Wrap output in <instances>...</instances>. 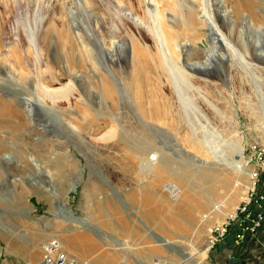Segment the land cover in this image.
<instances>
[{"label":"rangeland","instance_id":"1","mask_svg":"<svg viewBox=\"0 0 264 264\" xmlns=\"http://www.w3.org/2000/svg\"><path fill=\"white\" fill-rule=\"evenodd\" d=\"M261 2L263 24L226 0H0V98L20 114L0 115V264H41L56 240L66 264H216L207 239L246 194L251 148L264 149ZM143 59L172 106L162 122L131 93ZM45 86L55 95L39 102ZM111 127L115 142L99 141ZM159 166L208 201L198 229L166 222L180 205L170 184L188 190L178 180L145 202ZM225 178L232 200L208 196ZM262 248L246 264H264Z\"/></svg>","mask_w":264,"mask_h":264},{"label":"bare ground","instance_id":"2","mask_svg":"<svg viewBox=\"0 0 264 264\" xmlns=\"http://www.w3.org/2000/svg\"><path fill=\"white\" fill-rule=\"evenodd\" d=\"M261 1L262 0H226V2H229V4L231 3V7L233 8V11L238 16L248 14L250 16V18L252 19V21H256L259 24H263V21H262L261 15H260L261 13L259 14V12H261V9H262V8H260V5H262ZM163 35H164V36H162L163 45L166 48H168L167 50L171 55H173V56L176 55L177 54V48H178L177 44H176V35L171 31H165V30L163 32ZM224 47H225V44H224ZM135 51H136V56L138 58H142L143 55L140 53L142 50L135 49ZM152 57H153V55H152ZM147 58H149V57H147ZM146 61H147V63H149L148 60H146ZM143 62H144V59H143ZM154 62H156V67L158 69H160V70L164 69V64H163L162 59L160 57H155ZM148 68H149V66L147 64H145V62L143 64V66H141V68L139 66L138 71L136 73V76L133 79L134 83L130 87L131 93H132L133 97L135 98V101L138 104L139 108L141 109V111L145 115L151 117L152 119H155L157 122L158 121L162 122L163 119L170 114L169 111L172 108V106H171L170 102L167 101V99L165 97H162V96L158 97L157 96L159 94L158 88L151 85L149 83V79L144 77V74L146 73ZM204 83H207V81H204ZM46 87L47 86H45V89L42 90L44 97L39 96L40 97V100H38L39 102L45 100V98L53 97L55 95V94H52V92L48 90L49 87H47V88ZM101 89H102V92H103L105 98L107 100H110V101L115 100L117 98V95L119 94L118 90L109 81L103 82V87ZM10 100L7 98H0V115L1 116H11V117L20 118L19 112H17V110L11 105L12 100L11 101ZM116 102L117 101H115L114 103H116ZM42 104H43V102H42ZM83 119L85 120L86 116H84ZM116 138H117L116 130H114V128L111 127L107 133H105L103 136H101L99 138V141H104L105 143H111L112 141L115 142ZM197 150L199 151V148ZM131 152L135 153L134 150H131ZM250 157H251V153H249L248 159ZM250 175H251V173H250ZM167 179L178 180L181 184L187 186L188 190H179L176 185L170 184V186H169L171 189L170 191L173 192L175 194V196L180 199L179 200L180 205H178V208L177 207L176 208H170L169 215L167 216L166 222L170 226H173V228L176 229L177 231L184 232V233L190 232L192 230V228L194 229L195 226L197 228V224H198V223H196L197 222L196 221L197 215H195V213L196 212L200 213L201 210H203L205 207H207L208 201L206 199H203L199 194L196 193V191L193 190V187L190 186L189 182L186 180L188 178L181 177L180 175H177L176 173L171 172V170H169L168 168L159 166L158 170L154 174V179L152 181L153 184L145 189L146 190L145 202L147 204L152 203L153 197H154V192L152 190L159 189ZM205 180H207V178H205L203 176L200 177L201 182H204ZM215 182H216V180H215ZM230 183H231L230 178L223 179L221 181L222 188L221 189L219 188L218 190L211 189V191L208 193V196H210V197L220 196L221 194L219 193V190H222L224 192L225 198H227V196L230 195V193H231V191L228 190L230 188L229 187ZM251 184L252 183L249 184L248 189L246 190V193L251 188L250 187ZM225 189H226V192H225ZM71 191H73V190H71ZM245 196H246V194H245ZM245 196H244L243 200L245 199ZM230 199L232 200V196ZM228 201H230V200H228ZM220 206L221 205H219L218 208H220ZM234 212L228 213L224 217V219H226L228 215L234 214ZM213 216H214V218H213ZM213 216L211 218L215 219L216 216L215 215H213ZM211 220L212 219H210V221L208 222L207 227L212 225ZM212 223H214V222H212ZM195 231H198V230H195ZM245 244H247V241L243 242L238 247H234L233 244H232V246L236 249V251H238ZM53 247H56V249H57L56 254L57 255H64L62 252L61 246L59 245V242L56 240V241H51L48 244L46 252H44L43 259L45 258V256L47 254L52 253ZM208 251H209V246H208ZM145 254H147L148 256H159V251L156 249H149L148 251L145 252ZM230 258H231L230 264L232 262H234V264H237L239 261V259L237 257H230ZM65 260L67 263L66 256H65ZM42 262H43V260L41 261V264H42ZM156 264H165V262L161 261V262H158Z\"/></svg>","mask_w":264,"mask_h":264},{"label":"built area","instance_id":"3","mask_svg":"<svg viewBox=\"0 0 264 264\" xmlns=\"http://www.w3.org/2000/svg\"><path fill=\"white\" fill-rule=\"evenodd\" d=\"M250 153L249 163L253 166L251 188L234 214L228 215L210 232L207 239L209 252L225 244L229 238L233 246L238 247L249 237L256 238L264 227V149L254 146ZM56 252V247H53L52 253L45 256L42 264H66L65 256Z\"/></svg>","mask_w":264,"mask_h":264},{"label":"crops","instance_id":"4","mask_svg":"<svg viewBox=\"0 0 264 264\" xmlns=\"http://www.w3.org/2000/svg\"><path fill=\"white\" fill-rule=\"evenodd\" d=\"M230 239L231 238H229L225 242V244H221V245L217 246L212 251L216 264H227V262L225 263V258H228V257L230 258V257H234V256H236L238 259L242 258V260L244 261L243 264H246V260L248 259V257L251 256V252H252L253 248L263 246V248L261 249V254L264 252V227L259 232V234L256 238H250L249 237L247 239V244H245L238 251H236V249L232 246V240H230ZM225 254L227 255V257H225ZM237 264H239V261Z\"/></svg>","mask_w":264,"mask_h":264},{"label":"water","instance_id":"5","mask_svg":"<svg viewBox=\"0 0 264 264\" xmlns=\"http://www.w3.org/2000/svg\"><path fill=\"white\" fill-rule=\"evenodd\" d=\"M231 264H234V262H232Z\"/></svg>","mask_w":264,"mask_h":264}]
</instances>
